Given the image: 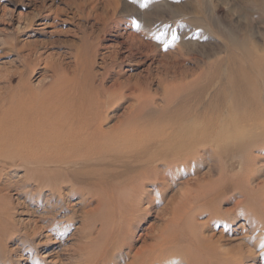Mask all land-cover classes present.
Here are the masks:
<instances>
[{
    "label": "rangeland",
    "instance_id": "1",
    "mask_svg": "<svg viewBox=\"0 0 264 264\" xmlns=\"http://www.w3.org/2000/svg\"><path fill=\"white\" fill-rule=\"evenodd\" d=\"M252 84L264 92V0H0L4 154L42 137L77 151L44 137L63 122L78 133L85 99L110 95L91 135L109 149L102 163L77 168L97 170L88 185L100 192L101 175L107 190L72 197L62 184V198L48 203L50 191L27 182L24 167L0 162V264H135L173 233L184 235L179 245L144 264H264L262 149L249 150L257 159L247 172L227 154L234 146L212 153L203 139L171 157L184 139L174 135L169 146L146 148L154 160L144 176L117 150L172 126L203 131L208 104L226 106L216 116L229 123L243 106L232 95Z\"/></svg>",
    "mask_w": 264,
    "mask_h": 264
},
{
    "label": "bare ground",
    "instance_id": "2",
    "mask_svg": "<svg viewBox=\"0 0 264 264\" xmlns=\"http://www.w3.org/2000/svg\"><path fill=\"white\" fill-rule=\"evenodd\" d=\"M234 73L239 74V71H234L233 74ZM257 75L259 78V74ZM247 83L248 82H246V84ZM20 85V87L22 88L21 91L24 92V95H27L24 84L22 85V83H20ZM227 85L228 84L226 83L224 87H227ZM104 91L106 93L105 98L98 99L97 96L94 95L88 100L85 99L86 108H84V111L77 114L78 119H80L81 123V125H79V127H77L76 129L78 133H75L69 127L68 122H63L62 124L57 125L60 128L63 127V131L59 130L60 128L58 127V129H53V131H51L53 135H50L48 133V135L46 134V136L44 137H58L57 140L61 137V139L63 140L66 139V145L77 143L79 147H82L84 143H87L88 140L91 142L90 145L84 146L82 148L78 147L77 151L72 150V152H68L60 150L61 148L59 147L54 148V146L50 143L54 140L47 141L44 139L46 142L40 143L41 139L43 138L42 137L37 142H32L30 144L32 146L23 145V147H21L20 145H14L16 147L14 148V150H16L15 157H11V151L6 155L3 153L4 151L1 150V148H3L4 150V137L2 136L3 134H0V162L5 161L7 164L13 166L17 165L24 167L27 172V182L34 181L35 183L33 184L36 186V188H47L50 191V193L48 194L49 197L47 199L48 203H51L54 200L56 194H58V196H61L62 198V194L59 190L62 184L70 185L67 189L70 190L69 193L72 197L78 195L79 193L91 194L92 196H95L96 194L97 196V193H100L103 190H107L106 184L108 182L105 178H102L101 175H98L100 178L97 179L100 180V189L102 188L100 192H97V190L95 191L93 185H88V183H90L88 182V180L97 177V170L82 172L77 169L79 167L86 166L88 163L92 162H95L97 164L102 163L103 161H101L100 159H102L103 152L109 149V145L97 143L91 137V135H93L96 131L100 130L102 124L105 122L106 119L104 114L102 115V117L98 118H96L95 116V113H98L100 111L104 113L105 110H107L106 107L108 105V98H110L109 89H104ZM259 92L262 93H260L262 97L259 96ZM259 92L258 88H255V84H252L245 85L242 97L240 99H236L234 98V95H232L235 108H239L241 105L243 106L241 111L235 110L233 114H231L229 123L226 120H223L222 115L221 117L216 116L218 110L220 109V106L222 114L227 109L226 106L219 104H208V111L206 114L207 116L203 123L205 129L201 132L197 131L198 128H195L192 131H188L183 129L182 127H178L177 129L172 126L171 130L174 133L165 132L164 134L163 132H156L157 137H152L151 141L147 140L144 134H131L135 136L130 140L123 142L120 148L117 147V150H119V157L123 161L130 162L132 166H137V170L134 172L135 174H137L138 176H144L146 171L143 169V166L154 160V156H148L145 153L146 148L158 147L159 143H165L167 146H169L171 141L169 138L174 135H179L181 138L184 137V142L182 141V144L180 143L179 146L177 145L173 151H168L171 157H183L181 154L192 144V142L199 143L200 139H203L204 141L202 142L207 143L210 146L211 151L213 150V147L220 148V146H222L223 150L225 151L229 145L234 146V149L232 148L231 151L228 150V153L226 151L225 152L230 156V153H233L232 151H235V153L231 156H239L242 160L241 163L243 164V168L245 169V171L249 172L247 169H249L251 164L254 165V162L257 159L256 156H251L250 152L252 151L249 150H253L259 147L263 150L264 153V92L261 89ZM223 94L224 91L221 93V95ZM242 98H244L246 102H242ZM19 99H21L22 102L26 100L23 96ZM92 100H96L94 105H89ZM98 108L101 110L99 111ZM8 122H10V120ZM155 131V126H150L148 130V137L154 136L152 132ZM158 137L161 139H159ZM67 147L70 151L69 148L71 147ZM219 148L217 150H219ZM95 149L98 150L95 151ZM93 151L95 152L91 153ZM212 153H214V150L212 151ZM220 155V153H217V156ZM146 176L147 175H145V177ZM101 201L104 202L103 199H101ZM52 207H54V205H52ZM181 236H177L174 233L172 236L171 234L170 237L167 238L170 241L172 240L171 242L166 241L165 244L159 242V244H157L156 246H152L153 249L150 251L153 252L144 256L146 257L144 261L140 263L136 262L135 264H144L146 261H148L147 259H149L150 262L153 263L157 256L162 253H165L167 250L168 252L173 250V247H177L179 245L180 239H184V235ZM140 255L141 251L138 250L135 255V258H138ZM183 256L189 258V256H191V253L185 252L183 254H180L179 257L181 260H183ZM170 259L171 261L172 259L176 261L177 257H171ZM187 263L199 264L198 262H195V259H193V261L189 260V262ZM220 264L228 263L220 262Z\"/></svg>",
    "mask_w": 264,
    "mask_h": 264
}]
</instances>
